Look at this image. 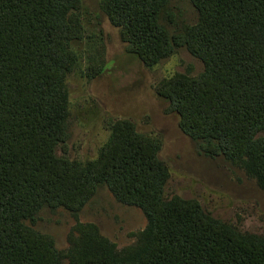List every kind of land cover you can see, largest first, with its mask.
I'll return each instance as SVG.
<instances>
[{
  "label": "trees",
  "instance_id": "obj_1",
  "mask_svg": "<svg viewBox=\"0 0 264 264\" xmlns=\"http://www.w3.org/2000/svg\"><path fill=\"white\" fill-rule=\"evenodd\" d=\"M169 1L106 0V13L144 65L181 45L203 60L198 76L166 81L156 93L206 154L244 165L264 188V0H190L197 21L174 33L159 21ZM78 7L0 0V264H61L52 240L22 221L44 206L77 211L99 185L141 209L146 232L118 259L91 228L71 264H264L263 243L224 227L195 200L164 195L158 148L133 123H113L97 161L55 155L65 136V75L76 60L70 43L81 37Z\"/></svg>",
  "mask_w": 264,
  "mask_h": 264
},
{
  "label": "rangeland",
  "instance_id": "obj_2",
  "mask_svg": "<svg viewBox=\"0 0 264 264\" xmlns=\"http://www.w3.org/2000/svg\"><path fill=\"white\" fill-rule=\"evenodd\" d=\"M77 13L81 37L70 43L76 60L65 75V136L54 147L55 155L70 162L97 161L113 123L126 120L156 144L168 173L166 197L195 200L224 227L264 244V188L244 165L206 154L181 130L179 115L156 93L166 81L198 76L205 69L203 60L181 45L156 64L144 65L126 52L119 27L108 19L106 0H79ZM197 18L190 0H170L159 21L174 33ZM22 222L52 240L61 264L82 258L91 228L108 253L123 259L141 242L147 227L142 210L117 201L105 185H99L77 211L44 206L32 220Z\"/></svg>",
  "mask_w": 264,
  "mask_h": 264
}]
</instances>
